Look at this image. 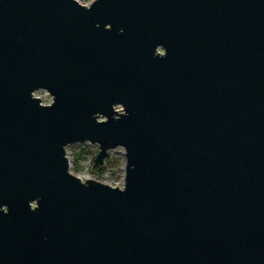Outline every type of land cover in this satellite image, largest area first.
Masks as SVG:
<instances>
[{
    "label": "water",
    "instance_id": "water-1",
    "mask_svg": "<svg viewBox=\"0 0 264 264\" xmlns=\"http://www.w3.org/2000/svg\"><path fill=\"white\" fill-rule=\"evenodd\" d=\"M0 264H264V0H0Z\"/></svg>",
    "mask_w": 264,
    "mask_h": 264
},
{
    "label": "rangeland",
    "instance_id": "rangeland-1",
    "mask_svg": "<svg viewBox=\"0 0 264 264\" xmlns=\"http://www.w3.org/2000/svg\"><path fill=\"white\" fill-rule=\"evenodd\" d=\"M78 1L89 5L94 0ZM35 95L41 97L46 104L52 101V96L46 90H39ZM98 152L99 145L90 142L68 145L67 156L71 163L72 172L83 179L92 178L113 186L123 187L125 175L124 148L111 149L101 165L95 161Z\"/></svg>",
    "mask_w": 264,
    "mask_h": 264
},
{
    "label": "built area",
    "instance_id": "built-area-1",
    "mask_svg": "<svg viewBox=\"0 0 264 264\" xmlns=\"http://www.w3.org/2000/svg\"><path fill=\"white\" fill-rule=\"evenodd\" d=\"M83 179V178H82ZM83 180H85V179H83Z\"/></svg>",
    "mask_w": 264,
    "mask_h": 264
}]
</instances>
